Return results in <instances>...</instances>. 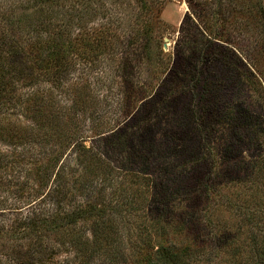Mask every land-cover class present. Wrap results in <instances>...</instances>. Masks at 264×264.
Segmentation results:
<instances>
[{
  "label": "trees",
  "instance_id": "trees-1",
  "mask_svg": "<svg viewBox=\"0 0 264 264\" xmlns=\"http://www.w3.org/2000/svg\"><path fill=\"white\" fill-rule=\"evenodd\" d=\"M165 2L23 0L0 9V110L13 116L0 117V264H264V111L243 97L252 88L264 104V0H186L193 17L186 14L189 38L181 37L196 57L174 66L161 50ZM236 25L258 60L235 52L226 33ZM105 55L122 80L130 65L146 72L148 99L176 67L187 66L190 87L201 82L193 100L203 113L181 137L191 165L209 173L202 187L211 206L200 221L193 193L172 187L171 170L182 171L174 130L157 147L136 139L138 160L128 141L146 122L134 125L133 113L137 131L105 128L108 113L79 81L99 80ZM231 59L226 73L237 80L225 83ZM59 88L71 98L56 97Z\"/></svg>",
  "mask_w": 264,
  "mask_h": 264
},
{
  "label": "rangeland",
  "instance_id": "rangeland-1",
  "mask_svg": "<svg viewBox=\"0 0 264 264\" xmlns=\"http://www.w3.org/2000/svg\"><path fill=\"white\" fill-rule=\"evenodd\" d=\"M22 1L23 0H0V9L4 10L7 2H12L15 4L21 3ZM127 1L131 2L132 0ZM186 14L191 15L189 13V7L186 0H166L162 7L161 13L159 14L160 22H162V56H164L165 59L171 62V66H174L176 61V65L179 62L180 64H183L186 58L189 59V57L192 56L189 54V41L187 39L185 41V39L182 38H185L187 34L184 30L186 27H188L187 22L185 21V23H183ZM191 17L193 16L191 15ZM182 25L185 26L184 29L182 28ZM251 32L252 30L249 29L248 33L250 34ZM226 36L231 40L235 52L237 51L236 53L243 55V61H248L247 54L249 52H252V55L255 57V59H259V56L249 48L251 39L243 28L236 25L232 28L231 34L228 35V33H226ZM186 38L189 37L187 36ZM177 41H179L180 43L177 44ZM182 43L184 44L182 45ZM176 46H180L179 49ZM195 57L196 55L194 54L192 56V59H194ZM260 57L264 58V56ZM233 59H231L228 66L226 64L221 68V72L225 74L221 79L225 80V83L228 80H237L227 76L229 75L228 71L226 73V69L233 68ZM97 65L99 80H96V76L95 78L93 76H88L87 80L79 81H87L90 83L92 92H94L100 100V110L103 113H108L109 118L107 120V125H105V128H109V126L114 125V130L110 131V133L123 132L122 136L123 134L127 135L128 132V134H130L131 132L137 131V128H135L136 126H133L132 128L131 124H129V122L132 120L131 116L133 113L140 119L139 121L135 122L136 124L133 123L134 125L142 126L144 122H146L147 124V128H145L144 130L142 129L141 133H137V135H135L133 139L128 141V143L132 141L128 146V150L134 155V157L138 158L139 160L140 157L138 155L141 151V145H138L136 143V139L145 141L144 144L153 143V146L157 147L158 144L162 141L161 135L163 134V132L172 129L174 130V133L178 135L175 146L178 148V153H180V157L177 161L178 165L182 162L180 165L182 171L180 173L179 167L177 171V166H175L173 170H171L172 175H170V177L172 179V187L177 194L185 190V198L188 197L187 195L193 193V209L200 208L198 209V212L196 210L197 215H195V218L200 221V217L204 216V208L206 206H211V202H209L207 197L205 198L204 196V187H202L205 182L202 180V178L204 176L207 177L209 173L201 174V172L207 170V166L205 163H200L199 165L197 164L198 166L194 163V165L196 166L195 168L191 165L193 162H196V160L194 159V157H185L187 154H189V152L187 153L186 150H183L184 145L187 142L181 137H187L186 133L188 129L194 131L193 119H195V115L199 117V115L203 113V108L200 106V104H197L196 99L195 101L193 100L196 90L198 89V92H200L201 82H198L196 88L195 86L194 88L192 86L190 87V81L192 80L189 77H184V71H187L188 69L187 66L183 67L182 69L180 67H176L179 71L177 72L178 75L173 77L170 72L169 74L168 72L163 74L158 81L160 82V84L158 86V89L156 90L155 97L148 99L149 96L147 94V90L145 91V89H142L145 87V85H147L148 87L150 86L149 84H147L150 80H145L146 72L138 73L137 69L130 65L127 73L125 74L126 80H122L120 78V75H118L121 72L117 71L116 61L110 56L105 55L104 61L99 62ZM192 66L193 65H190V71H193ZM263 68L264 67L261 66V70ZM262 72L263 73L261 75L258 74L257 78L258 80L262 81V84L264 86V70H262ZM124 84H126V86H124ZM46 87H48V84L46 85ZM63 90V88H59L57 90H53V93L56 97L71 98L70 95H68V92H65ZM243 93V97L246 100L245 104L250 108L252 112L258 114L259 112L264 111V104L258 101L252 88L245 89ZM124 97L128 99L125 102L124 100H122L124 99ZM118 106L124 107V110H117ZM5 112L2 113V111L0 110V117L8 116V118H13V116L10 115L9 112ZM85 128L88 132H91L88 127ZM107 136L109 137L110 135ZM162 144H164V146H166V148L168 149L171 148V144L168 143V140H166L165 143ZM3 147L4 145L0 143V149L3 150ZM120 155L121 154H119L118 152H115L116 157H119ZM242 155L249 156L248 150H245ZM134 168L135 171L136 167ZM153 174L155 175L154 172ZM161 181L162 179L159 178L157 179V183L155 185L151 184L149 186V195L150 197H152V200H154L155 198V193H159L161 191ZM49 235L54 236L51 234Z\"/></svg>",
  "mask_w": 264,
  "mask_h": 264
}]
</instances>
